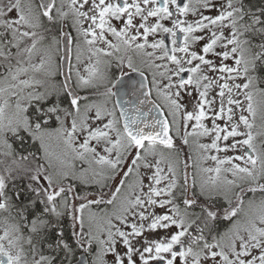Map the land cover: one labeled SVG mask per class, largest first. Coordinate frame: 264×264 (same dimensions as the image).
<instances>
[{
	"label": "snow or ice",
	"instance_id": "snow-or-ice-1",
	"mask_svg": "<svg viewBox=\"0 0 264 264\" xmlns=\"http://www.w3.org/2000/svg\"><path fill=\"white\" fill-rule=\"evenodd\" d=\"M0 264H264V0H0Z\"/></svg>",
	"mask_w": 264,
	"mask_h": 264
}]
</instances>
